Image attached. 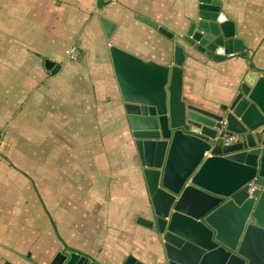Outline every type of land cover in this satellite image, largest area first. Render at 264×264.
<instances>
[{
	"label": "crops",
	"instance_id": "0c3cea01",
	"mask_svg": "<svg viewBox=\"0 0 264 264\" xmlns=\"http://www.w3.org/2000/svg\"><path fill=\"white\" fill-rule=\"evenodd\" d=\"M217 1L246 55L185 56L182 95L211 108L245 71L264 73V0ZM196 4L0 0V264H47L65 249L96 264L158 252L135 221L148 197L107 45L165 63L174 42L136 15L177 34ZM99 17L115 24L108 39ZM71 43L74 60L64 57Z\"/></svg>",
	"mask_w": 264,
	"mask_h": 264
},
{
	"label": "water",
	"instance_id": "95a60500",
	"mask_svg": "<svg viewBox=\"0 0 264 264\" xmlns=\"http://www.w3.org/2000/svg\"><path fill=\"white\" fill-rule=\"evenodd\" d=\"M136 18L174 44L165 63L107 45L148 197L135 221L159 247L144 260L127 255L120 264H264V73L247 70L228 101L197 105L182 95L185 56L246 55L219 1L197 0L177 34ZM98 20L108 39L115 24ZM232 134L238 138L226 142ZM250 180L257 187L247 193ZM47 264L96 263L65 249Z\"/></svg>",
	"mask_w": 264,
	"mask_h": 264
},
{
	"label": "built area",
	"instance_id": "2783aa9c",
	"mask_svg": "<svg viewBox=\"0 0 264 264\" xmlns=\"http://www.w3.org/2000/svg\"><path fill=\"white\" fill-rule=\"evenodd\" d=\"M113 0H107V2L112 3ZM64 57L65 59L68 60H74L77 57V48L75 46V44L71 43L69 44L65 50H64ZM238 138L237 135L232 134L231 136L227 137L225 139L226 142H231V141H235ZM257 187V185L252 181H248L246 183V191L247 193H250L253 191V189H255Z\"/></svg>",
	"mask_w": 264,
	"mask_h": 264
}]
</instances>
